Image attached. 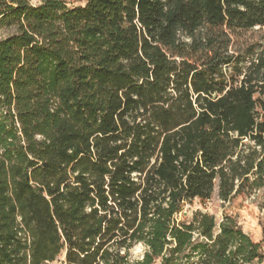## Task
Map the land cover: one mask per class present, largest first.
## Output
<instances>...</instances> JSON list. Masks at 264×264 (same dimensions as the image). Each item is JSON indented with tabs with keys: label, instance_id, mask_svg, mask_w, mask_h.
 <instances>
[{
	"label": "trees",
	"instance_id": "16d2710c",
	"mask_svg": "<svg viewBox=\"0 0 264 264\" xmlns=\"http://www.w3.org/2000/svg\"><path fill=\"white\" fill-rule=\"evenodd\" d=\"M78 1L0 0V264H264L184 212L264 189V0Z\"/></svg>",
	"mask_w": 264,
	"mask_h": 264
},
{
	"label": "rangeland",
	"instance_id": "374dc122",
	"mask_svg": "<svg viewBox=\"0 0 264 264\" xmlns=\"http://www.w3.org/2000/svg\"><path fill=\"white\" fill-rule=\"evenodd\" d=\"M69 5H79L82 1L65 0ZM36 2V0H32ZM10 31L0 29V39L6 36ZM196 210L212 214L217 221L225 216H231L242 230L251 236L255 241L264 239V189L255 191L246 196H238L230 201H223L218 196L217 184L212 197L204 202L194 200L187 204L184 212L187 218H190ZM144 248L141 244L135 245L131 249L133 258H138L143 254Z\"/></svg>",
	"mask_w": 264,
	"mask_h": 264
}]
</instances>
